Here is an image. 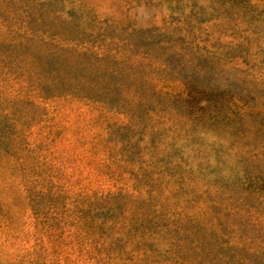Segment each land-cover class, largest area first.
<instances>
[{
  "label": "rangeland",
  "instance_id": "rangeland-1",
  "mask_svg": "<svg viewBox=\"0 0 264 264\" xmlns=\"http://www.w3.org/2000/svg\"><path fill=\"white\" fill-rule=\"evenodd\" d=\"M0 264H264V0H0Z\"/></svg>",
  "mask_w": 264,
  "mask_h": 264
}]
</instances>
